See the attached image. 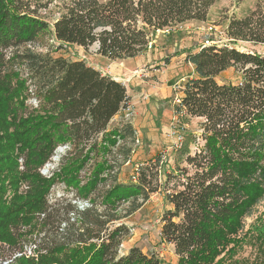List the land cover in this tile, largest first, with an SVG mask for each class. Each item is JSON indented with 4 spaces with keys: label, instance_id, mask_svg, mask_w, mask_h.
<instances>
[{
    "label": "trees",
    "instance_id": "obj_1",
    "mask_svg": "<svg viewBox=\"0 0 264 264\" xmlns=\"http://www.w3.org/2000/svg\"><path fill=\"white\" fill-rule=\"evenodd\" d=\"M215 1L68 0L50 24L38 14V2L32 7L31 0H0V242L19 246L36 227L53 234L34 246L36 261L13 259L161 264L136 246L118 254L123 224L101 234L108 221L119 218L121 202L131 201L128 214L143 205L147 187L160 173L158 156L134 166L135 181L115 175L117 165L131 162L136 143L132 124L120 111L130 99L125 85L83 59L53 56V50L35 46H50L49 39L58 47L97 43L96 52L104 57L133 58L153 48L157 30L205 21ZM225 33L230 44L185 51L196 76L184 81L174 113L182 125L201 120L197 133L182 134L174 148L176 166L164 174L170 208L161 216L160 234L173 244L175 264H226L249 235L239 237L244 218L264 195V53L234 47L238 41L264 45V0L241 17H228ZM230 67L240 78L218 81ZM118 112L117 122L110 123ZM59 146L64 153L58 167L43 174ZM58 183L90 206L79 210L69 200L51 222L49 197L56 196ZM130 186L135 193L124 194ZM98 198L102 211L94 206ZM253 230L264 240L261 227Z\"/></svg>",
    "mask_w": 264,
    "mask_h": 264
},
{
    "label": "rangeland",
    "instance_id": "obj_2",
    "mask_svg": "<svg viewBox=\"0 0 264 264\" xmlns=\"http://www.w3.org/2000/svg\"><path fill=\"white\" fill-rule=\"evenodd\" d=\"M67 1L31 0V6L34 7L36 2L41 4L37 10L38 14L47 22L53 24L63 11V2ZM255 1L216 0L209 8L208 17L205 21L193 20L181 23L174 26L171 32L168 29L157 30L151 42L153 43V48L133 58L110 59L104 57L96 52L97 48L94 44L87 48L78 45L58 47V41L49 39L51 49L49 48L50 46H35L37 51L53 50V56H62L68 60L83 59L86 63L99 70H106V74L116 77L117 81L125 85L127 94L131 98L129 99L130 102L138 100L141 106L145 108V112H149L147 128L151 129L150 135L145 136L144 129L141 130L138 123L135 124V127L132 124L137 132L138 142L132 146L134 151L131 156V162L117 165L115 175L118 180L123 179L130 183L132 182L133 168L138 162L148 156H151L150 159L160 156L163 160L160 163L158 178L153 179L150 186L147 187L149 197L143 205L128 214L127 209L131 201L121 202L117 209L119 218L108 221L104 231L101 232V234H104L119 224L125 226L126 229L121 237L118 251L119 255L126 254L131 247L136 246L145 254L155 255L161 264L176 263L177 255L175 254L174 246L161 238L160 228L161 216L167 208H170V204L164 197L166 192L164 174L176 166L174 151L176 139L169 131L172 127L177 129L179 123L178 117L174 113L175 93L178 84L184 82L180 78L190 71V65L185 61V51L197 49L206 39L211 41L210 44H216L217 46L230 44V40L225 33L227 18L230 16H243L249 8L254 6ZM234 47L238 50L264 53V45H252L248 42L238 41L234 44ZM165 58L168 60L167 62ZM222 75L230 80L240 78V72L235 68L229 69ZM143 94L147 96L144 99H142ZM31 104H35L33 99ZM132 104L133 113L128 116L130 123L135 116V104ZM135 121L137 119L133 120V122ZM183 125V129L179 128L178 131L180 135L188 132L197 133L199 130L198 119L196 118H192L189 123ZM191 152L193 153L192 147ZM63 153L64 151L59 152L56 159L54 157L55 153L51 156L47 162L49 170L58 167ZM181 166H187V164L182 163ZM170 186H172V182L169 183V188ZM99 188L102 190L101 187ZM53 191L56 196L49 197L51 206L48 209V218L51 222L59 216L63 206L69 200L79 210L90 206L85 199L75 196L74 191L64 190L62 184L58 183L55 185ZM123 193L126 195L134 194L135 188L132 186L123 188ZM138 200H140V197ZM96 202L97 204L94 206H97L98 210L102 211L104 206L99 204V198ZM253 226L261 227L264 230V195L254 205L250 215L244 218L243 230L240 232L239 237L246 231L249 232V235L242 239V243L237 246L234 256L226 264L235 262V264H264V240L257 237ZM32 232L31 234L27 233L21 240L22 244L16 247H8L5 243L0 242V247H5L3 249L0 248V264H20L13 258L21 256L33 258L36 261L37 255L33 252L34 246L40 244L43 238L47 242L53 234L50 228L40 229V227H36Z\"/></svg>",
    "mask_w": 264,
    "mask_h": 264
},
{
    "label": "crops",
    "instance_id": "obj_3",
    "mask_svg": "<svg viewBox=\"0 0 264 264\" xmlns=\"http://www.w3.org/2000/svg\"><path fill=\"white\" fill-rule=\"evenodd\" d=\"M189 65H190V71H189L188 73H185V75H183V76L180 78V80L185 81L187 78H192V77L196 76V74H195V72H194V69H193V65L190 64V63H189ZM97 69H98V68H97ZM229 69H234V68H233V67H230V68H228V69L223 70L222 72H220V73L216 76V79H217L218 81H232V82L237 81L238 79H236V80H230V79H226V78L223 77L222 74H223L224 72L228 71ZM100 70H101L102 73H106V70H103V69H100ZM107 72H108V71H107ZM112 77H113L114 79L118 80L116 77H114V76H112ZM183 83H184V82H182L181 84H178V88H177V91H176V93H175L176 96H181V95H182ZM128 95H129V94H128ZM129 98H130V95H129ZM130 99H131V98H130ZM132 103L135 104V109H134V115H135V116L132 118L131 124H133V126L135 127V124L138 123L139 128H140L141 130L144 129L143 131H145V136H149V135H150V130H151V129H148V128H147V126H148V124H149V123H148L149 112H145V111H146L145 108H143V107L141 106V104L138 102V100H132ZM118 114H119V112H118L117 114H115V115L112 117V119L110 120V123H116V122H117ZM194 118L198 119V122L201 120L200 117H194ZM136 119H137V121L133 122V120H136ZM150 157H151V156H148V157L144 158V159H143L142 161H140L139 163L141 164V163H143V162L149 160ZM124 164H125V163H124Z\"/></svg>",
    "mask_w": 264,
    "mask_h": 264
},
{
    "label": "built area",
    "instance_id": "obj_4",
    "mask_svg": "<svg viewBox=\"0 0 264 264\" xmlns=\"http://www.w3.org/2000/svg\"><path fill=\"white\" fill-rule=\"evenodd\" d=\"M210 43H211V41H210L209 39H206V40H204V42H203L202 45H207V44H210ZM146 97H147V96H146L145 94L142 95V99H144V98H146ZM33 101H34V103H36V100H35L34 98H33ZM178 101H179V96H176L175 103H177ZM132 105H133L132 102L128 101L124 106H122V107L120 108L121 113H122L126 118H128V116H130V115L133 113V106H132ZM183 127H184V125L178 123V128H177V129H175L174 127H172V128L169 129L170 134L173 135V136L175 137V139H176V143L174 144L175 147L178 146V145L180 144V141H181L182 135H180V134L178 133V131H179V128L182 130ZM134 131H135V134H136V143H137V142H138V141H137V132H136V130H134ZM136 143H135V144H136ZM162 160H163V158L160 160V163H162ZM136 178H137V177H136V173H133V174L131 175V179H132L133 181H135Z\"/></svg>",
    "mask_w": 264,
    "mask_h": 264
},
{
    "label": "water",
    "instance_id": "obj_5",
    "mask_svg": "<svg viewBox=\"0 0 264 264\" xmlns=\"http://www.w3.org/2000/svg\"><path fill=\"white\" fill-rule=\"evenodd\" d=\"M94 46L97 48L98 47V44L97 43H94ZM63 150V147L62 146H59L56 150H55V159L58 158V153L61 152ZM48 163H45L43 168L41 169V172L43 174L47 173L48 172Z\"/></svg>",
    "mask_w": 264,
    "mask_h": 264
}]
</instances>
